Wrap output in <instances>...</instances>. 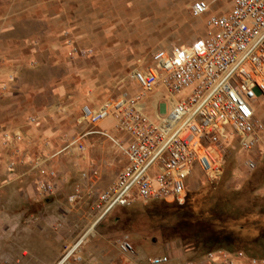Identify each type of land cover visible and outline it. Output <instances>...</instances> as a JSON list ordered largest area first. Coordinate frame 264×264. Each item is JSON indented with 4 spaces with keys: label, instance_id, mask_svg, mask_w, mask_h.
<instances>
[{
    "label": "rangeland",
    "instance_id": "1",
    "mask_svg": "<svg viewBox=\"0 0 264 264\" xmlns=\"http://www.w3.org/2000/svg\"><path fill=\"white\" fill-rule=\"evenodd\" d=\"M7 1L0 0V264H55L80 237L84 243L72 264H148L157 257H165V264H264V102L257 111L263 130L256 145L244 152L229 139L217 180L194 168L182 205L134 201L95 227L94 196L115 181L123 156L101 136L89 139L84 154L61 152L75 138L85 106L73 108L84 80L77 73L94 71L88 78L96 83L99 107L106 98L113 102L134 67L148 64L155 51L202 39L208 16L229 12L232 0H200L209 7L201 17L191 12L199 0H13L27 5L29 21L6 37L13 30L3 25ZM58 20L77 30L59 42L67 47L62 61L48 52L37 61L27 47L16 53L14 46L6 48L5 42L18 39L37 47V36L47 33L38 46L46 51ZM38 112L59 129L39 142L30 138L39 133H30L23 117ZM95 164L98 179L84 180ZM45 183L53 186L50 194L42 190ZM75 195L80 199L71 203ZM123 239L133 254L121 252Z\"/></svg>",
    "mask_w": 264,
    "mask_h": 264
},
{
    "label": "built area",
    "instance_id": "2",
    "mask_svg": "<svg viewBox=\"0 0 264 264\" xmlns=\"http://www.w3.org/2000/svg\"><path fill=\"white\" fill-rule=\"evenodd\" d=\"M191 12L205 16L209 7L195 1ZM205 29V36L190 46L155 51L148 64L134 67L127 91L113 102L82 108L78 124L96 127L111 120L118 136L84 132L61 152L73 148L84 154L85 138L97 135L108 138L125 160L115 181L94 196V227L114 209L134 201L182 205L194 168L211 181L221 176L229 139L234 137L244 152L256 145L263 130L257 111L264 102V0H232L229 12L208 16ZM151 98L157 100L154 107ZM248 166L252 168V162ZM7 167L11 171L14 163L9 161ZM97 177L93 166L82 175L91 181ZM41 187L47 194L53 189L50 183ZM78 199L75 195L70 201ZM79 239L55 264H72L83 244ZM119 248L133 254L126 239ZM166 262L157 257L148 264Z\"/></svg>",
    "mask_w": 264,
    "mask_h": 264
},
{
    "label": "crops",
    "instance_id": "3",
    "mask_svg": "<svg viewBox=\"0 0 264 264\" xmlns=\"http://www.w3.org/2000/svg\"><path fill=\"white\" fill-rule=\"evenodd\" d=\"M5 5L7 6V11H6L5 16L8 18V20H7V22H4L3 25L9 26V27H11V29L13 27V30L8 31V33L6 35V37H8L9 35H12L14 33L16 34V32H17L16 27L18 26L19 23H24L25 21H29V19L28 18L26 19V17H25V16H27L29 10H28L27 5H24V4H18L17 5L13 2V0L7 1L5 3ZM56 23H57V29L53 32L52 39H48L49 43H51V44L45 49L46 51H40L38 49V46H40V44L42 42L46 41L45 36H47V33L42 34L44 37H41L40 35L37 36V38L35 39L36 43L38 44L37 47L30 45L31 40L21 41L19 39L17 41H14V43H11L8 41L5 42V46L7 49H10L11 47L14 46L12 53L18 52L17 49H19L20 47H27L28 53H30L31 57L37 61H40L42 54H45L47 52L52 53L53 55L59 57V59L62 61V55L66 54L65 52L67 50V47H63L62 45H59V42H61L63 40V38L74 37L75 35H77V30L74 28V25L72 23L65 22L64 24H62L63 22L61 20H58ZM2 36H3V34L0 35V38ZM51 41H53V42H51ZM15 47H16V49H15ZM77 74H79L80 77H82L84 80L78 85L80 87V89H79V93H78L77 99L75 100L73 108L77 109L80 104H83V105H85L91 109L98 108L99 107L98 103L100 101L97 98L99 96H97V94H96L97 90L94 92V88H93L96 83L88 78V77H90V75L94 74V71L87 69L85 71H80ZM65 81L68 82L69 79H66ZM62 85H64V84H62ZM127 88H128V85L126 87L122 86L119 95L114 99L116 100L122 93L127 91ZM58 92H59L58 94H62L63 89H59ZM107 99L108 98H106L104 100L105 103L108 102V101H106ZM156 101L157 100L155 98H151L149 105L151 107H154V103H156ZM81 115H82V109L80 111L79 118L81 117ZM23 117H26L27 121L29 120L28 124L31 125V128H32L30 130L31 131L30 133H32V132L39 133V136L30 137V138H33V140H37L39 142L40 140L47 139L50 136H53L54 134L59 133V129H57V127H55V128L51 127L50 123L48 122L49 119L47 120V118L45 117V114H42L41 112L36 113V115H35V113H34V115H30L29 113H26V115H24ZM54 119H56V118L54 117ZM30 121H33V122L29 123ZM97 130L105 131L108 135H110V133L112 131L114 133H116L112 127V121L111 120L101 122L98 125H96V127H91V126H88L86 124L80 125L77 122V134H75V137L84 133V132L97 131ZM95 136H97V135H90V136L85 138V145L87 148H88V145L90 144L89 139L91 137H95ZM0 152L3 153V149L0 148ZM124 163H125V160H124ZM92 166L99 168V166L96 164L92 165ZM84 167L88 168V165L84 164Z\"/></svg>",
    "mask_w": 264,
    "mask_h": 264
},
{
    "label": "bare ground",
    "instance_id": "4",
    "mask_svg": "<svg viewBox=\"0 0 264 264\" xmlns=\"http://www.w3.org/2000/svg\"><path fill=\"white\" fill-rule=\"evenodd\" d=\"M105 121H107V120H104V121H102V122H105ZM79 240H80V242L84 243V238H83V237L80 238ZM77 241H78V240H77ZM77 241H76V242H77ZM76 242H75V243H76ZM78 242H79V241H78ZM72 246H73V245H72ZM72 246H71V247H72ZM68 254H69V252L66 253V255H68Z\"/></svg>",
    "mask_w": 264,
    "mask_h": 264
}]
</instances>
